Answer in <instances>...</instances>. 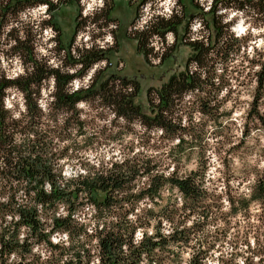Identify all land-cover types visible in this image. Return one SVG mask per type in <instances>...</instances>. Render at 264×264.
<instances>
[{"label": "rangeland", "instance_id": "obj_1", "mask_svg": "<svg viewBox=\"0 0 264 264\" xmlns=\"http://www.w3.org/2000/svg\"><path fill=\"white\" fill-rule=\"evenodd\" d=\"M72 1L51 16L44 6L21 13L0 38V78L31 71L24 55V48H29L40 66L56 69L59 75L72 74L67 88L83 97L68 110L52 101L53 78L39 87L37 105L44 129L57 153L64 154L57 169L68 178L133 158L179 177L198 170L218 217L207 230L208 264H264V204L252 202L242 209L250 187L264 171V83L257 87L264 64V18L249 8L245 15L218 8L212 28L210 16L202 15L210 0H180L181 6L178 0ZM174 10L185 16L176 37H150L152 51L145 60L136 37L152 17L168 18ZM217 32L236 37L237 44L216 60L207 115L200 112L194 94L177 103L173 122L182 129L180 138L168 139L138 120L118 117L99 95L105 81L116 89L127 82L133 103L148 115L147 91L159 89L171 74L184 69L188 38L213 39ZM4 94V107L13 117H22L25 107L19 91L7 89ZM167 197L179 199L176 191L164 192ZM182 257L187 258L186 253Z\"/></svg>", "mask_w": 264, "mask_h": 264}, {"label": "trees", "instance_id": "obj_2", "mask_svg": "<svg viewBox=\"0 0 264 264\" xmlns=\"http://www.w3.org/2000/svg\"><path fill=\"white\" fill-rule=\"evenodd\" d=\"M72 3L0 0V38L29 9L44 6L51 16ZM177 5H182L180 0ZM218 8L241 15L249 8L264 18V0H210L202 11L211 18L208 27L216 26ZM175 11L168 18L152 17L136 37L138 53L145 60L152 51L150 37L161 39L166 33L176 37L185 16ZM212 38H188L190 53L184 69L171 74L159 89L147 91L148 115L133 103L127 82L116 89L105 81L99 85V95L118 117L138 120L142 127L158 130L168 139L180 138L182 129L173 122L177 103L194 94L200 112L207 115L216 60L226 57L238 40L219 32ZM24 55L30 72L0 78V264H208L207 230L218 217L212 212L215 208L203 174L198 170L183 177L165 174L152 168L148 160L132 158L65 178L57 169L64 154L57 153L54 139L47 135L37 105L39 87L53 78L51 98L60 108L73 107L83 97L67 88L72 74L59 75L56 69L40 66L29 48H24ZM263 66L257 74L258 88L264 83ZM7 89L22 95V117H13L4 107ZM166 191H176L179 199L164 198ZM252 202L264 204V171L250 187L242 209Z\"/></svg>", "mask_w": 264, "mask_h": 264}]
</instances>
